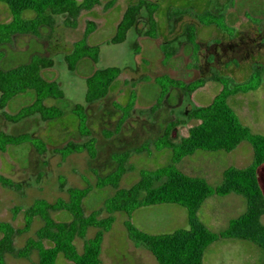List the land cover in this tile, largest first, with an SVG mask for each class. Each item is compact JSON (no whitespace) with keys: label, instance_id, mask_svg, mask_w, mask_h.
<instances>
[{"label":"rangeland","instance_id":"obj_1","mask_svg":"<svg viewBox=\"0 0 264 264\" xmlns=\"http://www.w3.org/2000/svg\"><path fill=\"white\" fill-rule=\"evenodd\" d=\"M139 1L101 0L91 11L81 12L76 27L66 25L62 16H55L52 29L41 27L38 37L20 36L15 39L14 48L22 45L25 38L27 44L30 42L29 51L24 54L12 53L6 45L0 44L1 69L9 70L26 64L29 55L36 53L34 55L52 60V68L42 70V76L48 81H56L64 93L62 99H48L45 102L46 106L54 107L63 114L46 123L38 116L12 123L2 115L5 112L14 116L32 104L35 97L32 90L13 97L0 110V132L13 136L32 135L46 145L42 157L32 146L36 140L8 146L4 152H0V175L17 186L8 188L0 184L1 222H8L16 229L21 228L23 210L31 207L36 200H67L66 189L69 187L88 188L89 193L83 200L85 215L99 211L115 192L109 186L102 189L95 186L98 178L105 177L115 169L111 155L152 141L138 137L128 138L125 144H121L118 134L105 138L106 131H114L119 120L125 121L123 125L144 123L163 127L178 119L183 122L182 125L192 126L196 121L188 120V113L209 105L224 86L243 88L259 79L264 82V0H144L155 9L154 31L147 33L149 23L146 11L142 10L136 25L128 31L126 40L119 44L109 43L126 8ZM34 16V12L25 11L22 18L30 20ZM89 19L95 27L87 38V44L99 49L98 61L94 63L85 58L77 63L73 72L69 71L65 56L72 51L74 43L82 39ZM11 20L8 7L0 3V24L10 23ZM173 50L174 55L171 53ZM111 67L118 68L120 76L111 85L107 96L85 107L86 125L96 140V159H90L85 152L63 159L55 149L68 142L86 141L78 133V119L72 112L74 105H84L86 79L96 70ZM194 70L196 77H199L195 79L197 82L206 79L213 82L209 88L193 95L171 86L172 79L185 84L193 80L190 76ZM162 91L165 92L164 96ZM228 104L251 133L264 136L262 87L253 91H239L228 98ZM150 148L154 147L145 145L142 153H149ZM202 154H220L218 166L237 165L234 152L228 155L225 152ZM143 155H130L125 165L126 171L118 183L119 189H127L137 183L141 172L154 171L171 163L170 150H165L161 159ZM252 160L240 162L250 165ZM257 178L264 194V164L258 169ZM217 179V174H213V183ZM221 182L222 178L217 186ZM61 184H65L63 189ZM14 208L22 210L15 217L12 213ZM51 214L58 221L70 219L66 212ZM105 216L106 213L102 212L99 217ZM261 222L264 224V216ZM41 226L42 222L35 219L27 233L14 237V248L22 249L27 240L35 238ZM90 238H93L92 231L87 233V239ZM82 242L76 241L79 253L82 252ZM261 254L254 264H264V251ZM58 258L57 264H61V255ZM36 262L35 251L27 259L14 254L5 256L6 264Z\"/></svg>","mask_w":264,"mask_h":264},{"label":"trees","instance_id":"obj_2","mask_svg":"<svg viewBox=\"0 0 264 264\" xmlns=\"http://www.w3.org/2000/svg\"><path fill=\"white\" fill-rule=\"evenodd\" d=\"M101 0H0L11 14L10 23L0 24V44L10 43L15 35H30L38 37L41 27L52 29L55 16H62L66 25L76 27L82 11H90L100 4ZM142 10L146 11L149 31H154V11L151 4L144 0L130 4L124 11L116 26V32L109 43L119 44L126 40L127 33L138 20ZM25 11L35 13L33 19L22 18ZM95 24L88 21L82 39L74 43L72 51L65 56L67 68L74 71L77 63L85 58L97 63L99 49L87 44L88 36L93 32ZM174 55V50L171 52ZM53 62L41 56H34L29 63L19 65L9 70L0 68V110H3L13 97L32 90L34 101L16 115L10 116L3 112V117L17 123L29 117L38 116L41 121L60 118L63 114L54 107H48V99H62L64 93L56 81H48L42 76V70L52 68ZM120 76L118 68L96 70L86 79L84 105H74L72 112L78 119V133L86 138L83 142H68L63 147L55 149L63 159L72 154L85 152L90 159H96V140L87 128L85 107L104 99L111 85ZM196 79V78H195ZM191 80L187 84L178 80H170L171 86L184 93H192L202 82ZM199 81V80H198ZM262 87L264 82L259 79L243 88L226 86L205 106L193 109L187 115L188 120L196 124L188 130V135L181 138L177 144L170 140L172 130L183 124L178 119L167 124L163 135L146 144L118 154H112L111 160L115 169L105 177L98 178L95 186L98 188L112 187L114 194L105 201L99 211L88 215L83 211V200L89 193L88 188H67L68 199H57L54 202L36 200L25 210L12 209L15 217L23 213L21 228H14L8 222L0 221V264L5 263L7 254L27 259L32 251L37 253L35 264H55L58 256H63L73 264H101L100 254L103 235L110 230L115 218L114 214L122 212L126 215L124 227L128 238L138 248H143L155 257L158 264H202L205 249L212 243L224 239L249 241L264 251V194L258 184L257 172L264 164V136L251 133L244 126L234 110L228 104V98L239 91H253ZM163 96L165 92L162 91ZM125 121L119 120L114 131H106L105 138H111L120 132ZM36 142L33 148L42 157L46 145L38 137L22 134L13 136L0 132V152L8 146L21 145L27 141ZM242 142L248 143L253 150L252 163L245 168L229 167L222 173L219 186L211 187L204 178L190 177L177 168L180 161L198 151L229 153ZM145 145H151L157 151L170 150L171 163L167 167L154 171H143L137 183L127 189H119L118 183L125 173V165L132 153H141ZM0 184L8 188L17 186L10 179L0 175ZM65 184H61L62 189ZM242 196L246 202V211L240 217L229 222L227 228L219 233L208 230L197 219V211L204 201L213 195L228 194ZM157 204H175L184 207L188 212V228L166 235H149L136 229L131 221L132 212L139 208ZM66 212L70 219L66 222L56 220L51 213ZM102 212L105 217H99ZM39 219L42 226L37 230L34 239L26 241L22 249L14 248V237L29 231L32 222ZM97 229L91 239H86L87 230ZM76 239L83 240V249H76Z\"/></svg>","mask_w":264,"mask_h":264},{"label":"crops","instance_id":"obj_3","mask_svg":"<svg viewBox=\"0 0 264 264\" xmlns=\"http://www.w3.org/2000/svg\"><path fill=\"white\" fill-rule=\"evenodd\" d=\"M88 21H91V19ZM20 36L30 35H15L10 43L1 44L6 45V48H8L10 52L16 53L17 55L24 54L25 52L27 53L30 48V42L27 44L25 42L26 38L22 40V45L15 48L13 47V42ZM34 54L36 53L29 55L27 63L30 62L32 57L37 56ZM195 71L196 70L192 72L190 78H199L194 74ZM212 83L213 82L207 79L203 80L201 86L194 90L192 94H197L203 91L206 87L209 88ZM166 126L167 124L163 127L144 123L124 124L117 136L121 138V140H119L121 144H125L128 138L145 137L147 138L146 141L155 140L163 135ZM192 126L182 124L176 126L170 134V140L174 144H177L181 138L188 135V130ZM183 130L184 133L182 132ZM164 151H156L154 148H150L149 153L141 152L139 154L161 159L163 158ZM233 152L236 153L237 157V165L235 166H218L220 165V154H217L219 156H216L215 154L206 156L205 154H202V152H196L193 155L184 157L177 165V168L187 176L204 178L210 186L215 187L219 184L220 179L222 178V173L225 169L229 167L245 168L249 166V163H244V165L240 160H245L247 162V160H252L253 158L252 147L246 142L240 143L236 149L229 153ZM229 153H227V155ZM215 173L217 174L218 179L216 183H213L211 179H213V174ZM245 209V199L240 195L233 193L225 196L213 195L208 197L201 205L197 211V219L211 232L219 233L227 228L231 220L240 217L245 212ZM114 218L115 221L112 227L103 235L100 254L101 264H158L152 253L143 248L136 247L128 238L124 227L126 215L122 212H118L114 214ZM130 221L136 229L146 234L166 235L188 228V212L184 207L175 204H157L135 209L130 216ZM92 229L93 228L90 227L87 230V233L92 231L94 236L97 229ZM116 234L117 236L115 237ZM77 240L80 241L81 239H76V241ZM80 248L83 249V242L82 247ZM262 251L263 250L249 241L236 239L218 240L205 249L202 264H254L255 260L259 259L262 255ZM61 257V264H73L72 262L67 261L63 256ZM58 259L59 258H57L55 264L59 261Z\"/></svg>","mask_w":264,"mask_h":264}]
</instances>
